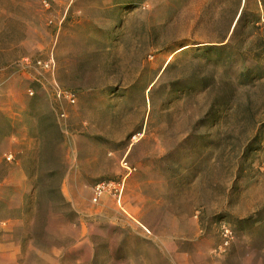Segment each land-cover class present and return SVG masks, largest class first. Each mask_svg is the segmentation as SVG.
Instances as JSON below:
<instances>
[{"label":"rangeland","instance_id":"1","mask_svg":"<svg viewBox=\"0 0 264 264\" xmlns=\"http://www.w3.org/2000/svg\"><path fill=\"white\" fill-rule=\"evenodd\" d=\"M0 264H264V0H0Z\"/></svg>","mask_w":264,"mask_h":264},{"label":"built area","instance_id":"2","mask_svg":"<svg viewBox=\"0 0 264 264\" xmlns=\"http://www.w3.org/2000/svg\"><path fill=\"white\" fill-rule=\"evenodd\" d=\"M35 66L43 69V70H53L54 69V61L52 59L47 60L45 62H36ZM30 95H32V92H29ZM57 98L63 97L64 99L68 100L71 104L74 103V97L69 93H62L60 91H57L56 94ZM63 117V115L61 116ZM136 136L132 137L131 141H135ZM120 166L122 170L125 172L126 176L130 175L131 172L134 171V168L128 164L125 160H122L120 162ZM123 190V181L117 184L114 183H106V182H100L93 186L92 188V203H97L102 195L105 192L113 191L114 196L117 198V202H120L121 194Z\"/></svg>","mask_w":264,"mask_h":264}]
</instances>
